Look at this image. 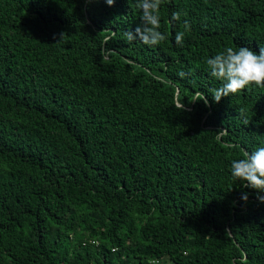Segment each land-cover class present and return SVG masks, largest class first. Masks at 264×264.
I'll use <instances>...</instances> for the list:
<instances>
[{"label":"trees","instance_id":"16d2710c","mask_svg":"<svg viewBox=\"0 0 264 264\" xmlns=\"http://www.w3.org/2000/svg\"><path fill=\"white\" fill-rule=\"evenodd\" d=\"M160 15L148 46L124 35L137 0H0V264H264V203L230 170L264 146V87L217 103L206 63L264 47V0Z\"/></svg>","mask_w":264,"mask_h":264},{"label":"clouds","instance_id":"9594fccd","mask_svg":"<svg viewBox=\"0 0 264 264\" xmlns=\"http://www.w3.org/2000/svg\"><path fill=\"white\" fill-rule=\"evenodd\" d=\"M112 6L115 0H105ZM141 9V22L135 28L126 32L125 38L128 42L139 40L145 45L156 46L167 39L166 34L159 29L161 27L160 8L164 0H137ZM180 12H173L172 21H179ZM190 30V24L184 21V31L175 34V42L178 46H183L185 32ZM207 66L210 74L215 79L223 83L219 88L212 89V97L215 102H219L222 97L234 95L244 90L249 85L255 84L264 87V47H260L259 52H254L249 47H232L217 53L208 58ZM201 99L208 103L203 93L198 94ZM247 123V122H246ZM231 175L233 178L243 181V187L257 191V200L264 203V146L258 147L252 152H245L243 158L231 161ZM247 200V194L242 197Z\"/></svg>","mask_w":264,"mask_h":264}]
</instances>
